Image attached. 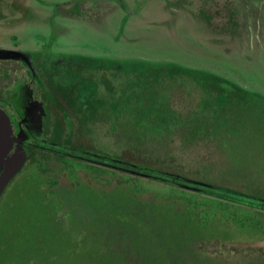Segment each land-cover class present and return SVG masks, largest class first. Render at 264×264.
I'll use <instances>...</instances> for the list:
<instances>
[{
  "label": "rangeland",
  "instance_id": "rangeland-1",
  "mask_svg": "<svg viewBox=\"0 0 264 264\" xmlns=\"http://www.w3.org/2000/svg\"><path fill=\"white\" fill-rule=\"evenodd\" d=\"M0 35L104 66L51 140L120 138L168 180L41 149L1 196L0 264H111L125 225L138 264H264V0H0Z\"/></svg>",
  "mask_w": 264,
  "mask_h": 264
},
{
  "label": "flooded vegetation",
  "instance_id": "flooded-vegetation-1",
  "mask_svg": "<svg viewBox=\"0 0 264 264\" xmlns=\"http://www.w3.org/2000/svg\"><path fill=\"white\" fill-rule=\"evenodd\" d=\"M215 1L218 3L219 0ZM226 2L228 5L229 0ZM100 67L104 66L86 55H65L53 61L38 55L33 58L20 40L12 35H0V109L10 117L14 135L19 138L20 142L14 143V150L18 145L23 146L27 153L26 161L31 159L34 162L38 155L36 152L41 149L57 153L63 151L102 166L108 174L127 172L129 176L167 180L149 167L116 157L112 152L116 150L113 148L121 146L123 140L120 138L112 139L111 143L106 140L99 153L80 150L73 144L74 140L64 144L50 139L57 128L67 126V115L71 114L67 103L77 94L75 86L85 88L83 70ZM104 131L102 126L100 132L106 136Z\"/></svg>",
  "mask_w": 264,
  "mask_h": 264
},
{
  "label": "water",
  "instance_id": "water-1",
  "mask_svg": "<svg viewBox=\"0 0 264 264\" xmlns=\"http://www.w3.org/2000/svg\"><path fill=\"white\" fill-rule=\"evenodd\" d=\"M15 141L20 142L14 135L11 119L0 109V199L10 180L26 162V150L21 145L14 150Z\"/></svg>",
  "mask_w": 264,
  "mask_h": 264
},
{
  "label": "trees",
  "instance_id": "trees-1",
  "mask_svg": "<svg viewBox=\"0 0 264 264\" xmlns=\"http://www.w3.org/2000/svg\"><path fill=\"white\" fill-rule=\"evenodd\" d=\"M165 181L167 182L168 180H165ZM123 228L124 229L131 228L135 230L134 233L132 234L133 237L136 235V233H138L137 232L138 229L136 227L125 225V227ZM107 234H108V231L107 230L104 231V236L106 237L107 241L105 244L103 243L102 246L99 247V251H98L99 254L104 255L106 254L105 252L110 253L111 259L108 260V262H110L111 264H138L139 263V259L134 255L133 250H132V245L130 243L133 237H130L129 238L130 242L126 244V243L120 242L121 239L118 238L119 236H117V238L115 237L114 239L109 240ZM140 237H144V241H145V242H142L140 240V242H142L141 245L148 244L147 240L145 239V237H147V232L145 230L142 232V235ZM162 259L165 260L163 257ZM167 262L168 261L166 260V263Z\"/></svg>",
  "mask_w": 264,
  "mask_h": 264
}]
</instances>
